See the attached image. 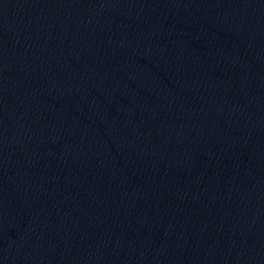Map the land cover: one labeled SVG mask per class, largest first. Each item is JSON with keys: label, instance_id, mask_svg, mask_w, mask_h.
Masks as SVG:
<instances>
[{"label": "water", "instance_id": "obj_1", "mask_svg": "<svg viewBox=\"0 0 264 264\" xmlns=\"http://www.w3.org/2000/svg\"><path fill=\"white\" fill-rule=\"evenodd\" d=\"M0 264H264V0H0Z\"/></svg>", "mask_w": 264, "mask_h": 264}]
</instances>
